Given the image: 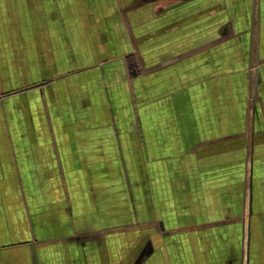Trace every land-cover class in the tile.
Instances as JSON below:
<instances>
[{
	"label": "crops",
	"instance_id": "crops-1",
	"mask_svg": "<svg viewBox=\"0 0 264 264\" xmlns=\"http://www.w3.org/2000/svg\"><path fill=\"white\" fill-rule=\"evenodd\" d=\"M0 264H264V0H0Z\"/></svg>",
	"mask_w": 264,
	"mask_h": 264
}]
</instances>
